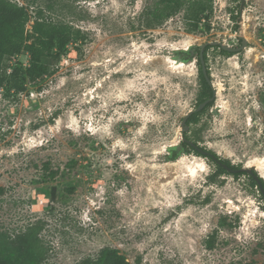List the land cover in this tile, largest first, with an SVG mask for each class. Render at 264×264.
<instances>
[{"label":"rangeland","instance_id":"374dc122","mask_svg":"<svg viewBox=\"0 0 264 264\" xmlns=\"http://www.w3.org/2000/svg\"><path fill=\"white\" fill-rule=\"evenodd\" d=\"M14 1L27 31L43 10L73 34L53 74L0 90V231L39 224L49 264L105 247L130 264H264V200L249 175L209 179V158L169 159L198 102L195 47L243 37L233 54L206 50L214 97L186 134L264 181V0H213L197 32L182 11L145 27L154 0Z\"/></svg>","mask_w":264,"mask_h":264},{"label":"trees","instance_id":"16d2710c","mask_svg":"<svg viewBox=\"0 0 264 264\" xmlns=\"http://www.w3.org/2000/svg\"><path fill=\"white\" fill-rule=\"evenodd\" d=\"M213 0H154L152 5L145 6L140 16L142 23L147 28H153L161 24L168 17L182 11L184 28L187 32H197L200 24L212 12ZM39 11L31 27L27 31L25 26L30 19L28 9L25 5L14 0H0V90L6 89L20 93L26 89L27 81H36L44 75H51L56 70L51 59L57 58L65 51L67 42L72 37V27L62 21H53ZM205 30L210 29L209 23L204 25ZM212 46L205 43L202 55L206 60V50ZM218 47V45H216ZM197 51V64L199 76V92L197 95V105L213 95V88L208 83L201 68L199 59L200 46L195 47ZM224 54L233 52L220 48ZM26 53L28 55V65L21 63H10L17 55ZM206 75L209 78L208 67ZM212 103L208 101L199 111H193L186 120V124L196 122L197 116ZM186 140H181L171 150L169 159L177 158L179 151L193 152L195 155L205 156L214 162L216 168L209 176L212 179L218 174L229 173L223 166L235 167L227 159H223L212 151L198 147L196 140L188 138L186 132L183 133ZM189 140V141H187ZM248 173L241 169L240 173H247L251 184L257 186L264 200V181L256 175L254 171ZM3 190L0 187V192ZM264 209V204H263ZM207 246L211 247L208 240ZM47 248L42 244L39 237V224H31L23 231L10 234L7 231H0V264H49L47 261ZM74 264H130V262L116 249L105 247L94 257H82Z\"/></svg>","mask_w":264,"mask_h":264},{"label":"water","instance_id":"95a60500","mask_svg":"<svg viewBox=\"0 0 264 264\" xmlns=\"http://www.w3.org/2000/svg\"><path fill=\"white\" fill-rule=\"evenodd\" d=\"M241 37V36H240ZM211 44L215 45V44H219L221 46L222 49L224 50H227V51H232V52H235L236 50H238L239 48H242L243 46H245V39L243 37H241V46L239 48H232V47H229L228 45H225L221 42H218V41H212ZM204 45L205 44H201L199 45L200 46V51H199V59H200V62H201V68H202V71H203V74L204 76L206 77L208 83H210V80L209 78L207 77L206 75V68L204 66V60H203V55H202V51H203V48H204ZM213 97H214V92H213V95L209 98V99H206L205 101H202L201 103H199L196 108L194 109H191L189 110L182 118L181 120V123H180V129H181V139L182 140H186L183 136V133L184 132H187L188 131V124H186V120H187V117L193 112V111H199L201 110L208 101H211L213 100ZM189 141V140H187ZM190 142V141H189ZM224 167L228 170V171H231V172H238L239 170L241 169H230L228 168L226 165H224ZM246 171H250V169H247V168H242Z\"/></svg>","mask_w":264,"mask_h":264},{"label":"flooded vegetation","instance_id":"af4514ba","mask_svg":"<svg viewBox=\"0 0 264 264\" xmlns=\"http://www.w3.org/2000/svg\"><path fill=\"white\" fill-rule=\"evenodd\" d=\"M225 164H223V166H224ZM228 168H230V169H240V168H238V167H236V168H234V167H228ZM228 171V170H227ZM231 172V171H230ZM248 172V171H247ZM248 173H252V172H248Z\"/></svg>","mask_w":264,"mask_h":264},{"label":"bare ground","instance_id":"6f19581e","mask_svg":"<svg viewBox=\"0 0 264 264\" xmlns=\"http://www.w3.org/2000/svg\"><path fill=\"white\" fill-rule=\"evenodd\" d=\"M199 166H202V164H200ZM263 171V170H262Z\"/></svg>","mask_w":264,"mask_h":264}]
</instances>
